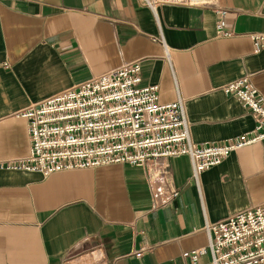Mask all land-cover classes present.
<instances>
[{
	"label": "crops",
	"instance_id": "0c3cea01",
	"mask_svg": "<svg viewBox=\"0 0 264 264\" xmlns=\"http://www.w3.org/2000/svg\"><path fill=\"white\" fill-rule=\"evenodd\" d=\"M190 1L153 14L141 0H0V264H211L206 224L264 203L261 142L197 179L188 156L47 177L7 168L30 152L16 113L131 61L159 103L182 101L193 143L253 131L223 87L245 77L264 99V48L251 39L264 34V0Z\"/></svg>",
	"mask_w": 264,
	"mask_h": 264
},
{
	"label": "built area",
	"instance_id": "2783aa9c",
	"mask_svg": "<svg viewBox=\"0 0 264 264\" xmlns=\"http://www.w3.org/2000/svg\"><path fill=\"white\" fill-rule=\"evenodd\" d=\"M155 14L162 5H191L190 0H141ZM217 15L216 33L224 32L225 12ZM254 52L264 48V34L251 35ZM168 57V50L165 47ZM141 63L131 61L61 91L15 114L28 122L30 152L7 168L53 173L110 164L143 167L149 161L188 156L195 179L242 147L264 144V99L247 78L223 87L250 110V133L222 143L197 145L181 100L161 104L158 86H142ZM175 195V193H174ZM211 264H264V203L217 224H206ZM205 249L184 253L196 261Z\"/></svg>",
	"mask_w": 264,
	"mask_h": 264
}]
</instances>
